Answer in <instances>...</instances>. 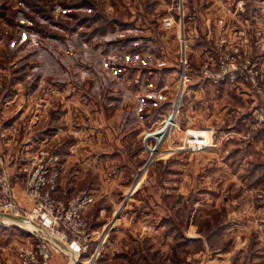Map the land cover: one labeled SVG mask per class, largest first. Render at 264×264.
<instances>
[{
	"label": "rangeland",
	"instance_id": "374dc122",
	"mask_svg": "<svg viewBox=\"0 0 264 264\" xmlns=\"http://www.w3.org/2000/svg\"><path fill=\"white\" fill-rule=\"evenodd\" d=\"M27 1L0 0V168L16 205L31 209L28 174L56 155L53 197L93 196L82 215L95 264H264V59L259 88L194 77L234 25L252 18L253 37L264 33V0H181L183 19L191 12L183 28L180 0H36L41 12ZM84 10L79 28L102 19L106 32L61 37L59 20ZM26 230L0 220V264L35 241Z\"/></svg>",
	"mask_w": 264,
	"mask_h": 264
},
{
	"label": "built area",
	"instance_id": "2783aa9c",
	"mask_svg": "<svg viewBox=\"0 0 264 264\" xmlns=\"http://www.w3.org/2000/svg\"><path fill=\"white\" fill-rule=\"evenodd\" d=\"M180 15L182 7L180 6ZM252 18H246L240 25H234L232 40L228 46H223L222 39L214 41L212 47L213 57L202 64L194 77L198 80L208 81L212 84L229 83L237 84L245 81L251 86L260 87L263 77L258 66L264 54L254 56V45L264 50V33H257L253 37L249 24ZM173 15L165 17L162 21L164 28L173 25ZM215 40V39H214ZM181 60L182 75L188 79V63ZM264 107H260L255 116V126L264 123ZM58 158L56 155L47 161H38V164L29 172L26 187L28 196L32 201L30 210H22L16 205L15 196L9 183V174L0 168V212L25 217L35 223L38 228L31 231L36 239L33 244L22 246L18 251L19 264H52L54 253L62 250L67 253L69 260L80 252L84 246L78 241L86 242L89 232L83 218V210L93 202L91 193H79L67 203L53 197L52 189L56 184L58 171ZM47 231L48 235L40 231ZM52 236L59 239L55 241Z\"/></svg>",
	"mask_w": 264,
	"mask_h": 264
},
{
	"label": "trees",
	"instance_id": "16d2710c",
	"mask_svg": "<svg viewBox=\"0 0 264 264\" xmlns=\"http://www.w3.org/2000/svg\"><path fill=\"white\" fill-rule=\"evenodd\" d=\"M30 1H27V3H29L30 6L32 5L34 7V9H36L40 12L44 9L45 5L43 3H40L36 0H32L31 2ZM63 5L66 8L89 7L91 9H92V7L96 6L95 1L89 2V0H71V1H69ZM82 12L83 13L79 12L80 13L79 14V13H75L74 11H68V14H71L73 16V19L69 20V18H65V19L59 20V24L61 27L60 30L62 31V33L60 34L61 37H62L63 32H65L63 36H65L66 33L77 32L78 34L85 35L86 38H89L93 34L100 35V34H103L106 32V29L109 27V26H107L109 23L107 21L102 22V19L100 21H98V19H97V23L96 24L94 23L95 24L94 27H92V29H90V31H88V32L83 30L82 28H79L80 26H82V24L85 25L84 20L87 17V10H84ZM28 17L30 19L29 28L32 31H34L35 33H37L39 35L41 34V36L46 34V30H47V28H49L46 24H43L37 20H34V16L33 17L28 16ZM50 17H51V15H50ZM72 20H75V21L71 22ZM121 26H123V25H121ZM54 31H57V30H54ZM56 37H58V36H56ZM113 39H114V41H112V42H116V41H120V40H126L127 37L117 36Z\"/></svg>",
	"mask_w": 264,
	"mask_h": 264
},
{
	"label": "crops",
	"instance_id": "0c3cea01",
	"mask_svg": "<svg viewBox=\"0 0 264 264\" xmlns=\"http://www.w3.org/2000/svg\"><path fill=\"white\" fill-rule=\"evenodd\" d=\"M182 1L180 0L179 2V7L183 6V2L181 3ZM194 2V1H193ZM132 5L134 7H138V2L136 0L134 1H130L129 2V5ZM186 6V4H185ZM184 6V8H185ZM220 6V5H219ZM193 7H198V0H197V5H194ZM191 12H186L185 10V18L183 19V13L182 15L179 16V23L182 22V28H183V20H186L187 17H190V14ZM182 46V44H181ZM212 50V48H211ZM179 55H180V59L183 60L184 58H186V37H185V34L183 35V46L181 47V49H179L178 51ZM186 60V59H184ZM188 60V59H187ZM189 64V63H188ZM220 84H216V86L214 88H220ZM31 133H33V131H30ZM77 150H75V155H77ZM264 157V155H262ZM264 163V161H262ZM27 205H31V200L27 198ZM14 222V221H12ZM19 225V224H18ZM19 226H22V225H19ZM23 227V226H22ZM26 240L28 239H36V236L30 231V230H26ZM95 239V238H94ZM26 240L24 242H26ZM87 240H93L92 238V232H91V237H89ZM78 241L82 244V246H84L85 248H83L80 252H77L73 257H75V260L74 261H70L68 256H67V253H65L64 251L62 250H59L57 252L54 253V256L52 258V264H95V261H97L96 259L98 258V254H99V250L97 252V249L99 248V244L97 243V246H92L90 241H82V239H78ZM23 242V243H24ZM27 245H31L33 244L34 242H31V241H28L26 242ZM81 257H86L84 259H79ZM14 264H19V259H16L15 260V263Z\"/></svg>",
	"mask_w": 264,
	"mask_h": 264
},
{
	"label": "water",
	"instance_id": "95a60500",
	"mask_svg": "<svg viewBox=\"0 0 264 264\" xmlns=\"http://www.w3.org/2000/svg\"><path fill=\"white\" fill-rule=\"evenodd\" d=\"M7 217L9 219H12V220H15V221H21V222H27L29 221V219L25 218V217H20V216H15V215H12V214H4V213H0V220L3 219V217ZM41 233L43 232L44 234L48 235V232L47 231H40Z\"/></svg>",
	"mask_w": 264,
	"mask_h": 264
},
{
	"label": "bare ground",
	"instance_id": "6f19581e",
	"mask_svg": "<svg viewBox=\"0 0 264 264\" xmlns=\"http://www.w3.org/2000/svg\"><path fill=\"white\" fill-rule=\"evenodd\" d=\"M192 131V130H191ZM190 131V132H191ZM194 139V138H193ZM196 139V138H195ZM189 140V139H188ZM206 143V141L204 140L203 142H200V144H205ZM139 178H137L136 179V181L138 180ZM4 218V217H3ZM9 219V218H8ZM6 220V219H5ZM24 225L27 227V229L28 230H30V231H35L38 227L33 223V222H31L30 220L29 221H27V222H24ZM53 237V239L55 238L54 236H52ZM54 240H56V238L54 239ZM74 256V255H73ZM73 258V261L75 260V257H72Z\"/></svg>",
	"mask_w": 264,
	"mask_h": 264
}]
</instances>
